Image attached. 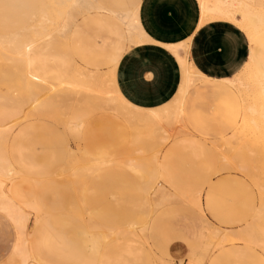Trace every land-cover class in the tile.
Masks as SVG:
<instances>
[{
    "label": "rangeland",
    "instance_id": "1",
    "mask_svg": "<svg viewBox=\"0 0 264 264\" xmlns=\"http://www.w3.org/2000/svg\"><path fill=\"white\" fill-rule=\"evenodd\" d=\"M141 2L97 0L98 5L73 11L66 23L71 2L59 8L56 0H0V35L31 34L35 66L50 82L84 70L97 81L115 82L121 91L117 67L123 54L151 38L145 32L146 38L130 40L118 14L132 11ZM223 17L201 14V23L229 20ZM62 26L67 29L64 33ZM179 44L188 48L183 42L164 45L174 53ZM3 52L0 47L1 95L9 92L4 74L10 65ZM185 75L182 68L179 88ZM225 79L196 81L184 99L186 124L170 128L154 157L132 142L124 117L105 105L89 115L82 139L70 135L51 114L17 121L7 143L16 173L5 189L10 188L22 204L28 222L16 228L0 211V264H22L13 253L22 236L39 264H74L86 258L89 237L97 231L106 236L98 264H191L197 254L204 255L202 264H264V252L242 235L246 225L257 221L264 204V169L259 157H251L239 140L227 142L239 97ZM179 88L168 102L180 97ZM72 98L71 104H78L80 97ZM75 98L79 99L75 102ZM99 147L112 151L104 167L75 172L80 149ZM197 195L204 203L203 213L189 203ZM205 240L211 241L206 256L202 253Z\"/></svg>",
    "mask_w": 264,
    "mask_h": 264
},
{
    "label": "bare ground",
    "instance_id": "2",
    "mask_svg": "<svg viewBox=\"0 0 264 264\" xmlns=\"http://www.w3.org/2000/svg\"><path fill=\"white\" fill-rule=\"evenodd\" d=\"M56 1L59 8H64L69 2L72 3L65 19L66 23H70L73 11L98 5L97 3L95 4V0ZM257 1L199 0V10H201L200 14H202L203 18L224 16L229 20H233L236 25L244 30L252 45L249 57L243 68L236 75L237 77L225 79L237 90L243 103L241 121L238 127L227 137V142L229 144L232 141L239 140L241 148L250 153L251 157H255L253 156L254 154L259 157L262 164L261 169H264V0L262 4H258ZM42 9L44 10L43 7ZM118 16L127 26L130 40H142L145 33L141 27L137 9L128 13L118 14ZM65 28V26H62L60 32L64 33L67 30ZM181 46L185 49L183 45L179 44L174 52L183 66L182 68L186 71L185 78L179 88L180 97H175L166 106L147 109L128 100L118 89L115 82L108 81L106 78L97 81L94 74L86 73L84 70L67 73L63 75V78L59 77L57 82H50L42 71L35 66L36 57L33 54L34 39L29 33H20L13 37L0 39V47L4 51L2 56L10 65V69L4 74L5 79L8 81L5 83L8 84L9 92L5 95L0 93V210L12 218L16 228L26 227L28 217L23 210L22 204L17 202L12 196L10 188L9 190L5 189L6 181L16 173V168L10 159L7 148L11 127L17 121L26 120L34 114L36 117V114L40 116L39 113H41L43 116L46 113L45 115L56 116L57 122H60V125L63 124L62 127L66 126L70 130L67 129L71 133L70 135L73 134L77 139H80L90 122L89 115L105 105L113 112L121 114L122 118L124 117L123 119L128 124V128H131L132 137L130 136V138H133V141H131L148 151V154L149 152L152 153L154 157L156 152L159 151L157 147L167 138L170 128L175 127L177 123L185 124L182 118V103L187 92L196 84L197 80L208 78L207 75L201 73L193 66L187 57L180 55L179 48L181 49ZM41 59L43 60V57ZM74 95L80 97L78 104L75 103V105L70 102ZM77 99L75 98V102ZM66 127L63 129H66ZM183 128H185V125H183ZM156 148L157 151L155 150ZM241 148H237V153L241 152L239 150ZM80 150V163L75 172L96 171L104 167L103 165L112 156L110 149L101 147L95 151H89L87 148ZM143 161L144 157L139 160L141 166L144 165ZM155 174L152 175V180L156 178ZM189 203H192L193 207L198 208L201 213L204 212L200 195L191 196ZM256 220V222L254 221L255 223L250 222L246 225L247 227H245L244 232L242 231V235L243 238L254 243L264 252V204L260 207ZM21 233L19 236H21ZM215 233L214 231L213 235L217 236L218 234ZM22 237L17 240L13 252L14 255H18L21 258L22 264H39L29 251L27 240ZM104 237L106 238L103 233L98 231L97 233H91L89 237L91 245L88 255L83 260L77 259L74 264H98V259L102 257L101 240L103 242ZM206 238L210 239L211 237L208 235ZM210 242L207 241L205 243L202 249L204 252L200 250L202 253L205 254L208 251ZM203 259L204 255H194L192 256L191 264H202Z\"/></svg>",
    "mask_w": 264,
    "mask_h": 264
},
{
    "label": "crops",
    "instance_id": "3",
    "mask_svg": "<svg viewBox=\"0 0 264 264\" xmlns=\"http://www.w3.org/2000/svg\"><path fill=\"white\" fill-rule=\"evenodd\" d=\"M135 9L151 42L133 46L123 54L117 67V80L123 95L138 106H166L178 91L182 80L181 64L164 44L185 43L188 48L185 51L181 46L180 55L187 57L193 66L208 76L203 80L237 75L249 57L250 44L244 30L226 19L201 23L199 0H142L141 6L138 4ZM20 33L8 32L0 35V39ZM237 94L239 110L232 132L238 127L243 113L242 99ZM182 118L186 124L184 100ZM202 205L204 209L203 201ZM2 212L15 225L12 218Z\"/></svg>",
    "mask_w": 264,
    "mask_h": 264
}]
</instances>
